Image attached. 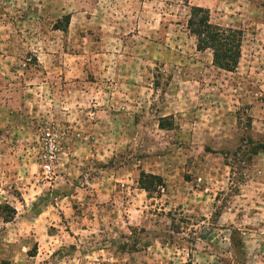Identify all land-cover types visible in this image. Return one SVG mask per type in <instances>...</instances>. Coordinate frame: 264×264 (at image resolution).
Listing matches in <instances>:
<instances>
[{"label":"rangeland","instance_id":"rangeland-1","mask_svg":"<svg viewBox=\"0 0 264 264\" xmlns=\"http://www.w3.org/2000/svg\"><path fill=\"white\" fill-rule=\"evenodd\" d=\"M0 264H264V0H0Z\"/></svg>","mask_w":264,"mask_h":264},{"label":"trees","instance_id":"trees-1","mask_svg":"<svg viewBox=\"0 0 264 264\" xmlns=\"http://www.w3.org/2000/svg\"><path fill=\"white\" fill-rule=\"evenodd\" d=\"M64 21L68 23V16L64 17ZM187 29L195 37L198 50L212 51L213 64L216 68L227 72L235 70L242 42V35L239 32L211 25L208 12L199 7L190 8ZM140 181L148 184L144 185L145 191L158 193L164 187L162 179L156 175L142 173Z\"/></svg>","mask_w":264,"mask_h":264},{"label":"built area","instance_id":"built-area-1","mask_svg":"<svg viewBox=\"0 0 264 264\" xmlns=\"http://www.w3.org/2000/svg\"><path fill=\"white\" fill-rule=\"evenodd\" d=\"M53 130L46 129L42 134L41 153L39 161L41 163V169L44 174H50L53 169V165L57 161V141Z\"/></svg>","mask_w":264,"mask_h":264}]
</instances>
